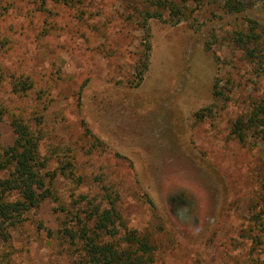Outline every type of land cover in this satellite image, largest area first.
I'll use <instances>...</instances> for the list:
<instances>
[{"label": "rangeland", "instance_id": "obj_1", "mask_svg": "<svg viewBox=\"0 0 264 264\" xmlns=\"http://www.w3.org/2000/svg\"><path fill=\"white\" fill-rule=\"evenodd\" d=\"M42 1L0 0V34L10 41L0 68L35 85L17 95L2 75L0 150L15 139L12 116L33 130L39 120L57 201L0 239V264H77L63 221L85 220L107 196L126 228L153 244L154 264H264V146L229 136L264 94L231 34L246 19L264 29V0H236L240 14L227 13L224 0L188 1L185 17L162 10L144 30V0ZM215 83L226 102L213 96ZM40 89L47 97L36 101ZM68 163L71 175L60 174Z\"/></svg>", "mask_w": 264, "mask_h": 264}, {"label": "trees", "instance_id": "obj_2", "mask_svg": "<svg viewBox=\"0 0 264 264\" xmlns=\"http://www.w3.org/2000/svg\"><path fill=\"white\" fill-rule=\"evenodd\" d=\"M188 1L198 6L204 0L142 1L138 18L143 24V30L149 19H161L162 10H168L172 17H185L184 11L188 8ZM181 2L184 3L182 8L179 7ZM223 7L229 14H240L245 10L236 0H224ZM5 11L6 8L0 6V18ZM231 35L232 44L240 53L241 60L249 64L257 79L264 80V29L259 30L255 20L246 19L245 25ZM8 44L10 45V41L0 34V55L6 54L1 50ZM147 62L148 57L144 50L135 67V77L138 81L142 80ZM0 75V79L2 75L8 79L14 94H27L35 89L29 76L4 72L2 68ZM45 93L47 92L44 89L38 90L35 94L36 101L47 97ZM213 96L224 102L227 100L217 83L213 86ZM5 113L6 109L0 104V123ZM10 124L15 139L12 145L0 150V239L5 242L10 239V230L24 221L27 212L38 208L48 199L57 201L50 187L46 185V178L52 181L55 174L46 172L48 162L40 155L42 134L38 124L41 122L36 120L37 128L33 130L27 121L16 115L11 117ZM249 135L264 146V94L254 101L248 113L236 118L230 125L229 136L235 141L245 144ZM67 167V170L61 168L60 174L65 175V171H68L71 175V163H68ZM106 200L109 202L107 207L84 211L85 220L77 214L68 220L69 222L63 221L60 234L77 255V264H154L153 244L147 237L127 229L114 206V201L110 196H107ZM259 204L261 213H264V183ZM111 238L113 239L110 241Z\"/></svg>", "mask_w": 264, "mask_h": 264}]
</instances>
